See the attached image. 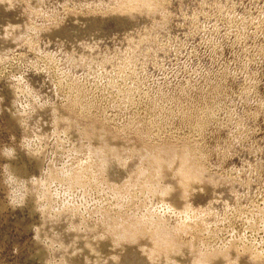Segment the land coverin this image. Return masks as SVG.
Returning <instances> with one entry per match:
<instances>
[{"label":"rangeland","instance_id":"obj_1","mask_svg":"<svg viewBox=\"0 0 264 264\" xmlns=\"http://www.w3.org/2000/svg\"><path fill=\"white\" fill-rule=\"evenodd\" d=\"M0 264H264V0H0Z\"/></svg>","mask_w":264,"mask_h":264},{"label":"bare ground","instance_id":"obj_2","mask_svg":"<svg viewBox=\"0 0 264 264\" xmlns=\"http://www.w3.org/2000/svg\"><path fill=\"white\" fill-rule=\"evenodd\" d=\"M139 1V0H138ZM173 154H170L169 156H167V160L170 161V159L172 158ZM188 158L187 156H183L182 158V162H181V166H180V169H182V173H183V178L186 179V178H198V177H202L204 176L203 172H200L197 170H194V171H191L189 170V166H188Z\"/></svg>","mask_w":264,"mask_h":264},{"label":"clouds","instance_id":"obj_3","mask_svg":"<svg viewBox=\"0 0 264 264\" xmlns=\"http://www.w3.org/2000/svg\"><path fill=\"white\" fill-rule=\"evenodd\" d=\"M18 206H22V205H18Z\"/></svg>","mask_w":264,"mask_h":264}]
</instances>
